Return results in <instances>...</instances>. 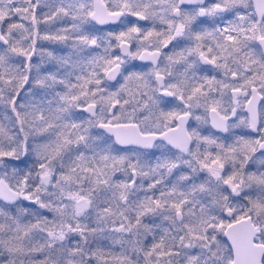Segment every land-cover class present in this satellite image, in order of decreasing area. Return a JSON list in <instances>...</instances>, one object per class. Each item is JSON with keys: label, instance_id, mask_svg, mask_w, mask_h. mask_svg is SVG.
<instances>
[{"label": "snow or ice", "instance_id": "obj_1", "mask_svg": "<svg viewBox=\"0 0 264 264\" xmlns=\"http://www.w3.org/2000/svg\"><path fill=\"white\" fill-rule=\"evenodd\" d=\"M0 109V264H264V0H0Z\"/></svg>", "mask_w": 264, "mask_h": 264}, {"label": "rangeland", "instance_id": "obj_2", "mask_svg": "<svg viewBox=\"0 0 264 264\" xmlns=\"http://www.w3.org/2000/svg\"><path fill=\"white\" fill-rule=\"evenodd\" d=\"M48 27L53 33H55L59 29H63L65 27L70 28L71 20L69 18H65L64 20L49 22ZM43 28L44 24L41 26V29ZM41 46L46 51L52 52L55 57L67 56L71 51L70 42L69 44H65L57 41H38V48ZM33 63L41 64L42 74L47 72H56L59 67L55 60L46 57L43 61H41V58L38 55L35 57ZM5 115L12 116L10 111L5 113L3 109H0V122L4 123L7 126L8 121L4 119ZM113 250L119 251V247L115 246Z\"/></svg>", "mask_w": 264, "mask_h": 264}, {"label": "flooded vegetation", "instance_id": "obj_3", "mask_svg": "<svg viewBox=\"0 0 264 264\" xmlns=\"http://www.w3.org/2000/svg\"><path fill=\"white\" fill-rule=\"evenodd\" d=\"M133 19H135V18H133ZM140 23H141L142 25H146V26H149V25H150V22L140 21ZM42 25H43V23L41 24V26H42ZM204 26H205V27H209V26H210V23H209V24H205ZM98 27H104V28L112 27V28H115L114 25H112V26H98ZM134 47H135V46H133V48H134ZM171 47H172V46L170 45L168 49H165V51H169V50L171 49ZM35 57H36V56L33 57V61H34ZM148 63H149L148 61L134 60V61H130V66H135V67L139 68V67H141V66H143V65H146V64H148ZM189 126H190V127H195V126H196V122L193 121V120H190V121H189ZM212 131H215V130L213 129ZM237 131H240V130H237ZM217 135H220V136L223 138V137H226L228 134H225V133H217ZM158 154H159V153L157 152V155H158ZM259 156H260V154L257 153V154H256V159H255V161H250V162H249L248 168H249L250 171H255V170H257L258 168H260V165H259ZM118 175H119V174H118ZM176 175H177V173L174 171L173 175H172L171 177H169V179L174 181V180L176 179ZM147 183H148V181L146 180V181H145V184H147ZM23 204H24V206H26V207H35L34 205H32L30 202H27V201H24ZM46 214H47V213H46ZM48 215H50V214H48ZM102 243H103V245L107 246L109 242L104 241V242H102Z\"/></svg>", "mask_w": 264, "mask_h": 264}, {"label": "water", "instance_id": "obj_4", "mask_svg": "<svg viewBox=\"0 0 264 264\" xmlns=\"http://www.w3.org/2000/svg\"><path fill=\"white\" fill-rule=\"evenodd\" d=\"M28 202V201H27Z\"/></svg>", "mask_w": 264, "mask_h": 264}]
</instances>
